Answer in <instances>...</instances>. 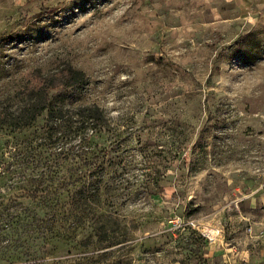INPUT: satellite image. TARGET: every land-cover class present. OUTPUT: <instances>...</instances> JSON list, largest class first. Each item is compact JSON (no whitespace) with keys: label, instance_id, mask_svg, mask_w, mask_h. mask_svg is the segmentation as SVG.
Masks as SVG:
<instances>
[{"label":"rangeland","instance_id":"374dc122","mask_svg":"<svg viewBox=\"0 0 264 264\" xmlns=\"http://www.w3.org/2000/svg\"><path fill=\"white\" fill-rule=\"evenodd\" d=\"M0 128V264H264V0H0Z\"/></svg>","mask_w":264,"mask_h":264},{"label":"trees","instance_id":"16d2710c","mask_svg":"<svg viewBox=\"0 0 264 264\" xmlns=\"http://www.w3.org/2000/svg\"><path fill=\"white\" fill-rule=\"evenodd\" d=\"M63 74H66V76H62L57 81L53 78L49 80L47 78H42L38 83L29 86V99H31V101L21 109L17 119L11 122L10 125L13 131L29 127L45 112L47 113V124H51V122L61 118L64 119L67 113L71 114L73 112L75 116L77 115V131L90 128L93 133H97L101 130L105 117L103 111L97 105L81 106L77 109H70L61 106L55 101L56 98L63 97L69 89L82 85L86 81V76L81 71L67 69ZM53 125L54 123H52L51 126L53 127ZM28 185L34 187L30 188V190L33 191L32 195L34 197H38V194L43 192L44 181L40 177L30 180ZM42 198L49 204V200L46 196ZM192 233L198 234L196 231H192ZM201 239L207 244L204 238L201 237Z\"/></svg>","mask_w":264,"mask_h":264},{"label":"built area","instance_id":"2783aa9c","mask_svg":"<svg viewBox=\"0 0 264 264\" xmlns=\"http://www.w3.org/2000/svg\"><path fill=\"white\" fill-rule=\"evenodd\" d=\"M188 225H190V223ZM191 226H194L192 222H191ZM201 236L206 240L207 244L209 245L214 244L218 239V233H215L214 231H210L208 229L202 230Z\"/></svg>","mask_w":264,"mask_h":264}]
</instances>
